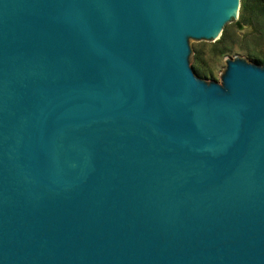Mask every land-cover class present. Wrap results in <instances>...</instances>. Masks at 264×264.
Here are the masks:
<instances>
[{
	"label": "water",
	"instance_id": "95a60500",
	"mask_svg": "<svg viewBox=\"0 0 264 264\" xmlns=\"http://www.w3.org/2000/svg\"><path fill=\"white\" fill-rule=\"evenodd\" d=\"M241 0H0V264H264V64L199 77Z\"/></svg>",
	"mask_w": 264,
	"mask_h": 264
},
{
	"label": "rangeland",
	"instance_id": "374dc122",
	"mask_svg": "<svg viewBox=\"0 0 264 264\" xmlns=\"http://www.w3.org/2000/svg\"><path fill=\"white\" fill-rule=\"evenodd\" d=\"M239 18L226 24L224 28L226 30L225 40H222L221 36L218 40L197 42L192 45L190 65L194 69L196 60H198L197 65L204 72V74H198L194 69L199 77L208 81L221 82L222 70L228 57L232 60L245 56L252 63H256L254 57H264V22L262 18L237 23Z\"/></svg>",
	"mask_w": 264,
	"mask_h": 264
},
{
	"label": "trees",
	"instance_id": "16d2710c",
	"mask_svg": "<svg viewBox=\"0 0 264 264\" xmlns=\"http://www.w3.org/2000/svg\"><path fill=\"white\" fill-rule=\"evenodd\" d=\"M256 18H262L264 22V0H241V8H240V18L237 20V23H241V21H251ZM226 30H224L222 35V40H225ZM197 59V58H196ZM254 61L257 64H264V57H254ZM198 60H196L195 71L198 74H204L202 70L197 65Z\"/></svg>",
	"mask_w": 264,
	"mask_h": 264
}]
</instances>
